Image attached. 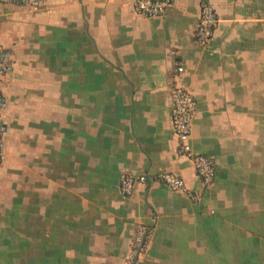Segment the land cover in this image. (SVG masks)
Returning <instances> with one entry per match:
<instances>
[{"label":"crops","instance_id":"obj_1","mask_svg":"<svg viewBox=\"0 0 264 264\" xmlns=\"http://www.w3.org/2000/svg\"><path fill=\"white\" fill-rule=\"evenodd\" d=\"M134 0L0 3V45L14 59L0 164V264H264V0H171L164 15ZM218 24L207 48L200 4ZM183 67L175 72V63ZM195 97L192 152L216 162L202 186L171 127L175 82ZM122 172H172L129 195Z\"/></svg>","mask_w":264,"mask_h":264},{"label":"built area","instance_id":"obj_2","mask_svg":"<svg viewBox=\"0 0 264 264\" xmlns=\"http://www.w3.org/2000/svg\"><path fill=\"white\" fill-rule=\"evenodd\" d=\"M1 4H11L36 9L41 5V0H0ZM171 0H134V11L144 17L162 16L171 6ZM218 14L214 6L209 2L200 4L199 18L194 30V39L198 46L207 48L213 38L218 24ZM14 69V59L11 52L0 45V164L5 157L4 138L7 132V126L3 120V115L8 110V101L2 91L1 84L3 79ZM183 67L179 62L175 63V72L180 74ZM171 106V127L176 137V147L179 155L192 158L196 175L202 186H210L216 176L215 160L205 154L192 152L189 146V137L192 130L194 115L198 109V103L193 94L177 81L170 90ZM160 181L168 188L175 191H185L192 201H197L200 194L188 190L183 178L172 172H160L150 177L147 174H133L122 172L118 186L120 192L125 195H131L138 185L150 183L151 181ZM149 225H138L131 243L129 251L125 258V264H135L145 253L148 247V240L151 234Z\"/></svg>","mask_w":264,"mask_h":264}]
</instances>
